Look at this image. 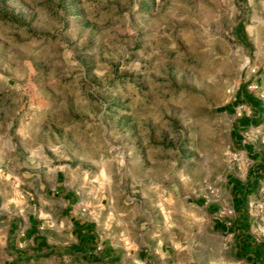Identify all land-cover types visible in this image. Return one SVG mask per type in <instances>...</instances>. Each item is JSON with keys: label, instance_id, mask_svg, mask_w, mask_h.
I'll return each instance as SVG.
<instances>
[{"label": "rangeland", "instance_id": "1", "mask_svg": "<svg viewBox=\"0 0 264 264\" xmlns=\"http://www.w3.org/2000/svg\"><path fill=\"white\" fill-rule=\"evenodd\" d=\"M241 89L262 109L242 143L264 153V0H0V216L18 221L13 241L31 242L32 222L47 243H74L58 225L70 190L85 219L105 230L116 212L179 264H264L234 250L230 228L231 185L256 163L232 134L253 114ZM242 207L264 243V177ZM0 230V264H15Z\"/></svg>", "mask_w": 264, "mask_h": 264}, {"label": "crops", "instance_id": "2", "mask_svg": "<svg viewBox=\"0 0 264 264\" xmlns=\"http://www.w3.org/2000/svg\"><path fill=\"white\" fill-rule=\"evenodd\" d=\"M261 114L257 109H253V117L247 119L249 120V128L255 126L254 124L259 120ZM241 132V130L238 131L239 136H241ZM56 188H59V185H56ZM61 193L64 204L61 210V220H58V225L64 227L65 221L68 220L72 227L71 233L75 242L70 245L49 244L43 235L38 232L35 225L30 222L31 225L25 229L23 237L24 239L31 240V242L25 247L19 248L13 241L19 227L18 221L14 218L0 216V225H6V251L13 263H29L30 261L33 262L50 256L59 258L64 255L69 256L71 258L70 260L75 264L180 263L174 257L176 249L164 240L162 241L161 237H157L154 234H147L144 229L134 231L123 228L119 229L114 223L116 218H118V213L116 212L114 215L106 213L105 218L107 221L106 229L104 230L103 225H100L97 220H87L79 212L74 210L75 206L82 203L72 191L65 190L61 191ZM100 202H102V199H100ZM232 203L234 205L233 196ZM102 206L101 203L98 207L101 208ZM210 208L215 209L216 205H211ZM95 215L97 216V214ZM112 223L114 225L111 228ZM212 228L222 233L229 231L225 219H215ZM34 232L38 235V248L35 247ZM235 241L234 250L241 253V246L237 242L236 237ZM43 245L54 248V250L50 252L48 249H43L41 248ZM234 253L237 257L236 252ZM249 255L253 256L251 253Z\"/></svg>", "mask_w": 264, "mask_h": 264}, {"label": "trees", "instance_id": "3", "mask_svg": "<svg viewBox=\"0 0 264 264\" xmlns=\"http://www.w3.org/2000/svg\"><path fill=\"white\" fill-rule=\"evenodd\" d=\"M236 99L248 104L252 111L253 109H257L258 112L262 113L260 101L242 89L240 90ZM247 119L250 118L244 117L233 125L232 134L235 140L239 143H242L243 141L241 136L238 135V131L249 128V120ZM242 146L252 155L251 158L254 159L256 163L249 171L246 183L242 184L239 181L234 180L231 185V190L233 192L232 196L234 199V208L238 211L239 220L237 222H233L230 228L232 229L231 231L234 232L236 240L241 246V252L245 254L246 259H252V261H254V259H258L262 255V252L264 251V243H258L248 235V220L244 214L242 206L245 196H247L253 190L256 180L264 177V153L256 151L252 144L249 143H242ZM33 237L35 241V247L38 248L39 243L36 232L33 233ZM41 248L48 249L50 252L54 250V248L47 247L45 245H43ZM250 253L253 256H250Z\"/></svg>", "mask_w": 264, "mask_h": 264}, {"label": "built area", "instance_id": "4", "mask_svg": "<svg viewBox=\"0 0 264 264\" xmlns=\"http://www.w3.org/2000/svg\"><path fill=\"white\" fill-rule=\"evenodd\" d=\"M239 109L243 110L247 116H250V114L252 112L250 107H248L245 103H242L241 106L239 107ZM82 209L85 210L84 207Z\"/></svg>", "mask_w": 264, "mask_h": 264}]
</instances>
